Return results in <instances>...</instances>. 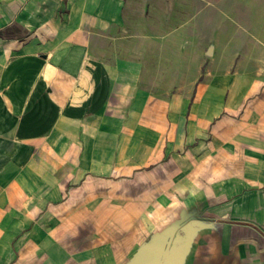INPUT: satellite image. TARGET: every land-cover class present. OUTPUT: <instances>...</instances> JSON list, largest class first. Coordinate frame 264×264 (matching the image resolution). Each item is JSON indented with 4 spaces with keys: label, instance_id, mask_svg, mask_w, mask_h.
<instances>
[{
    "label": "crops",
    "instance_id": "1",
    "mask_svg": "<svg viewBox=\"0 0 264 264\" xmlns=\"http://www.w3.org/2000/svg\"><path fill=\"white\" fill-rule=\"evenodd\" d=\"M264 264V0H0V264Z\"/></svg>",
    "mask_w": 264,
    "mask_h": 264
},
{
    "label": "water",
    "instance_id": "2",
    "mask_svg": "<svg viewBox=\"0 0 264 264\" xmlns=\"http://www.w3.org/2000/svg\"><path fill=\"white\" fill-rule=\"evenodd\" d=\"M197 219L180 220L156 234L127 264H184Z\"/></svg>",
    "mask_w": 264,
    "mask_h": 264
}]
</instances>
